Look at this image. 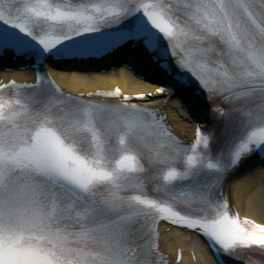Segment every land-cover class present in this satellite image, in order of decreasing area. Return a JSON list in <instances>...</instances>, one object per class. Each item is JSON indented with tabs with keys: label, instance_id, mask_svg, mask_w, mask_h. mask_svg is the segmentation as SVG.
Instances as JSON below:
<instances>
[{
	"label": "snow or ice",
	"instance_id": "6c2138e0",
	"mask_svg": "<svg viewBox=\"0 0 264 264\" xmlns=\"http://www.w3.org/2000/svg\"><path fill=\"white\" fill-rule=\"evenodd\" d=\"M118 53L186 110L197 93L227 110L185 146L153 110L66 95L41 72ZM0 60L38 76L35 95L0 97V264H158L162 219L217 264L264 251V225L220 198L230 173L264 170V0H0Z\"/></svg>",
	"mask_w": 264,
	"mask_h": 264
},
{
	"label": "bare ground",
	"instance_id": "6f19581e",
	"mask_svg": "<svg viewBox=\"0 0 264 264\" xmlns=\"http://www.w3.org/2000/svg\"><path fill=\"white\" fill-rule=\"evenodd\" d=\"M121 72L122 69L113 73L112 77L96 75L93 79L76 73H65L59 76V79L65 87L76 90L111 87L116 82H121L125 88H128V84L132 82V79L131 77H124L120 74ZM138 87L145 88V85L139 84L136 88ZM229 188L231 197L241 212L264 223V172L251 167V171L244 173V176L238 174L233 182L230 183ZM203 264L214 263L209 258H205Z\"/></svg>",
	"mask_w": 264,
	"mask_h": 264
}]
</instances>
